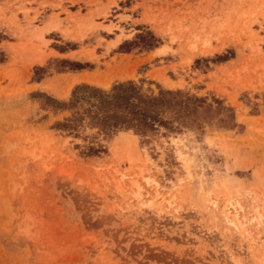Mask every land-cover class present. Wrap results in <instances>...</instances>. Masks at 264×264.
I'll list each match as a JSON object with an SVG mask.
<instances>
[{"label": "rangeland", "instance_id": "rangeland-1", "mask_svg": "<svg viewBox=\"0 0 264 264\" xmlns=\"http://www.w3.org/2000/svg\"><path fill=\"white\" fill-rule=\"evenodd\" d=\"M66 1L60 19L63 0H0V264H264V0ZM148 29L157 47L109 59ZM61 59H130L121 80L221 97L235 121L149 142L120 131L82 156L54 126L69 112L38 95L68 99Z\"/></svg>", "mask_w": 264, "mask_h": 264}, {"label": "trees", "instance_id": "trees-1", "mask_svg": "<svg viewBox=\"0 0 264 264\" xmlns=\"http://www.w3.org/2000/svg\"><path fill=\"white\" fill-rule=\"evenodd\" d=\"M159 39L151 31L139 32L135 39L122 41L121 51L151 50ZM226 54H215L206 60L224 61ZM198 59H196L197 61ZM68 61L70 69L92 66L88 62ZM38 93V92H37ZM44 103L54 112L68 111L54 126L73 137H81L85 144L82 156H98L106 152L103 143L120 131H132L142 142L156 135L168 136L187 131L198 136L208 128H227L235 121L234 107L221 97L197 95L181 88H165L157 84L156 92H146L134 80H119L105 89L88 82L72 87L67 100L39 92ZM90 130V133H85ZM76 147H79L76 144Z\"/></svg>", "mask_w": 264, "mask_h": 264}, {"label": "crops", "instance_id": "crops-1", "mask_svg": "<svg viewBox=\"0 0 264 264\" xmlns=\"http://www.w3.org/2000/svg\"><path fill=\"white\" fill-rule=\"evenodd\" d=\"M102 3H106L108 0H100ZM115 2L117 3L118 1L115 0ZM68 5V2L66 0H63L61 6L59 7H56L54 9H51L52 11L49 12L52 13H58L59 14V18L60 19H63V18H66V14L63 12V8H66ZM27 6V5H25ZM30 8H37L39 11L41 10V7L38 3H32L29 5ZM119 8H121V6H119ZM70 11H73L72 9H69ZM111 10L114 11V14L112 15V19H109L110 22L112 23H116L118 21V16L119 15H123L124 12L123 11H120L119 9H115L114 8V5H111ZM85 12V11H84ZM32 13H30L31 15ZM104 25H108L109 22H104L103 23ZM51 32V31H50ZM115 34H117V32H114ZM114 37L113 36H110L109 38L106 39V41H109V40H113ZM116 46H112V48H110V51H112V54H115V55H110V53L108 54L109 55V59H111L112 57L116 56V55H119L121 57H128L130 56L131 54L129 52H126V51H121V50H114ZM79 49L78 48H75V49H71L70 51H57V53L59 55H69L71 52H75V51H78ZM104 51L103 50H99V51H95V55L97 56H101L103 55ZM137 60H134V63L136 64H140L142 63L143 59L145 58L144 56H138ZM95 62V61H93ZM92 62V63H93ZM105 62H109V60L107 61V59H104V60H101L99 59V63H105ZM132 62V60H127V61H124L123 64H119L117 65L116 63H112V62H109L110 63V67L106 68L104 66H101L100 64H97V65H94V66H87L85 68H81V69H73V70H69V71H66V72H62L60 73L59 75H61L62 79L64 80H75L76 83L78 82H88V83H92V84H96V85H101L100 83L98 82H91L90 80H98V81H104V80H108V79H111V80H121V79H126V78H131V76L129 75H125L123 74L122 72V69H124L128 64H130ZM119 71H121V74L120 75H117L119 73ZM148 71L153 72V69H148Z\"/></svg>", "mask_w": 264, "mask_h": 264}, {"label": "bare ground", "instance_id": "bare-ground-1", "mask_svg": "<svg viewBox=\"0 0 264 264\" xmlns=\"http://www.w3.org/2000/svg\"><path fill=\"white\" fill-rule=\"evenodd\" d=\"M237 212H238V211H237ZM260 216L262 217V215H260ZM257 217H258V216H257ZM261 217H260V218H261ZM260 220H261V219H260ZM261 223H263V224H264V222H260V221H258V224H260V225H261ZM234 224L236 225V223H234ZM247 231H248V230H246L245 232H246V233H248Z\"/></svg>", "mask_w": 264, "mask_h": 264}]
</instances>
